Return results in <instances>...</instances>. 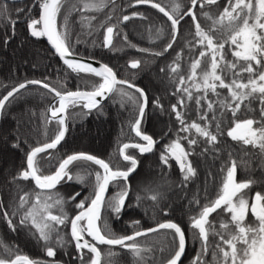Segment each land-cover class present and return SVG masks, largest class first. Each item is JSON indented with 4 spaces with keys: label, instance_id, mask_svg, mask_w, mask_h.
<instances>
[{
    "label": "trees",
    "instance_id": "1",
    "mask_svg": "<svg viewBox=\"0 0 264 264\" xmlns=\"http://www.w3.org/2000/svg\"><path fill=\"white\" fill-rule=\"evenodd\" d=\"M186 1L189 0H179V2H183L182 5L180 4L181 12L186 10L184 7L187 4ZM158 2L166 9H170L168 2L164 3L163 0H158ZM0 4L6 6V11L0 9V12H4L3 15H0V99L14 87L31 80L47 82L61 91L91 90L93 85L101 82V78L93 74L76 73L68 69L48 48L42 37L31 35L29 29L31 19H38L40 14L37 2L28 0L20 3H6L0 0ZM73 6L79 10H73ZM225 6H227V0H222L217 4L206 6V9L213 18H217ZM147 7V11H144L143 8L133 7L131 1L128 3L126 0H114L113 4V0H110L107 2V6L100 10H83L80 0H66L60 17H58V24L62 25L63 17L67 15L74 55L106 64L115 71L118 78L131 81L144 89L148 95V107L141 123V130L151 135L155 140L157 137H164L167 131H171L173 138H179L185 150L190 153L188 159L196 170L195 176L184 180L185 173L181 171L180 165L175 159H169L168 164L165 165L161 159H157V151L140 157L139 167L129 181L131 186L127 207L129 230L122 229L123 216L119 220L114 216V225L111 227L109 223L111 212L106 208L102 213V226L106 223L112 231L124 235L132 234L137 230V227L147 229L157 226L161 222H175L184 230L187 244L180 264H193L194 258L202 250V245L200 239L195 235L198 230L191 227L190 218L196 217L201 207L216 197L232 160L237 163V181H253L252 185L242 193L249 200V205L256 192L264 195V151L251 145H244L242 142L233 141L226 134L234 119L253 118L259 120L260 104L258 100H253L250 111L242 105L240 112L233 118L231 112L221 109L218 103L225 97L230 99L228 90L218 87L219 97L208 91L206 99L201 100L200 105H197L196 99L203 96L204 92L203 90L197 91L192 87L193 82L188 80L190 66L194 60H201L200 67L197 69V82H199V74L209 67L210 56L206 55L203 58L199 56L203 46L199 44L200 38L195 35L194 22L190 19L183 21L172 48L164 51L166 44L171 40L170 22L164 15L158 16L157 9L149 5ZM143 11L144 13H142ZM133 13H141L142 16H133ZM109 15L112 17L111 20L106 19ZM124 15L132 18L122 21ZM82 16L88 17L90 23L89 20H82ZM92 17L95 19H91ZM198 21L205 31L213 27L212 20L204 21L199 16ZM108 25H116L111 48L104 46L105 29ZM37 27L39 28V25ZM216 28L217 30L211 32L213 36L228 34L219 25ZM158 31L162 35L160 51L163 52V55L161 57L154 55L157 53ZM117 33L119 34L117 35ZM191 45L194 53L189 55ZM234 47L230 43L225 45L223 50L225 61L237 62L232 55ZM142 49L147 51H142ZM27 50L29 54H33H31V61L25 60L26 64L24 62L11 64L9 58L11 55ZM133 60L141 61L139 68L131 67ZM175 62L179 63V68L176 73H173L171 68ZM238 64L243 65L244 62L238 61ZM157 70L161 72L157 73ZM235 71H239V67ZM157 75L163 80L162 87L157 86L153 80V76ZM180 76L186 80L183 86L179 84ZM224 76L226 80H230L232 73L225 70ZM242 78L246 81L248 74L243 73ZM121 87L135 94V90L129 89L127 86ZM178 88L181 90L177 91ZM183 88H191V100H188ZM181 98L185 101L184 105L178 103ZM157 99L163 106L162 108L155 104ZM53 101L54 95L49 91L37 86L27 87L6 103L1 115L0 200L3 203L0 207L9 213V217L16 226L13 230L8 225L3 211H0V258L6 260H11L16 255L28 256L32 260H41L45 257L44 242L38 239L36 229L32 225L19 223L20 216L29 205H25V208L17 211L21 196L28 193L29 204H31L34 202L33 194L39 190L33 186L31 180L14 179V177L26 167V154L31 148L46 141L50 142L54 137L58 125L54 120L46 124V117H49L48 109ZM208 101L213 102L215 114L220 122V131L224 133L223 135L218 134L219 143L215 145L199 136L195 129H191L189 132L181 131L182 125L176 119V114L171 108V105H177L185 124L195 121L204 126L211 122V131L217 133L215 128L217 121H212L214 113L208 111ZM221 112H223L222 117L220 116ZM203 113H207V121L200 119ZM136 114L137 106L134 103L125 100L122 104L121 97L115 94L94 111L83 108L82 103L76 107H70L68 109L69 129L65 138L56 149L39 154L38 159L42 172L44 174L52 173L59 160L74 153L92 154L105 161H110L114 167L126 169L129 163L123 161L119 149L123 144L135 140L131 123L134 122ZM159 122L162 123L161 126L158 125ZM104 126H107L109 131L105 136L103 146L96 148L83 143L89 132ZM254 127H259V124ZM190 139H196L197 143L189 144L188 140ZM14 144L19 146L13 147ZM127 153L130 154L131 150H128ZM49 155L52 157L51 163L48 162ZM70 167L74 170V175L77 172L84 175L85 170L101 171L98 166L90 162H74ZM148 174L157 177L159 183L156 179L148 186L142 184L141 180ZM123 183V181L113 183L112 190L119 191L120 185ZM141 185H144L145 188L141 189ZM80 190H83V193L77 200L90 195L92 192L91 178L86 180L85 185L71 182L55 191L65 198L64 210L70 218L79 209L75 207L76 201H70L68 197ZM153 194L157 195L156 200L151 199ZM197 200L199 203H196ZM52 211L54 214H59L57 208ZM13 212L16 214L12 215ZM133 221H139V225H134ZM209 221L216 231L225 235L226 239L228 238L227 232L221 228L223 222L229 223L228 232L235 231L230 222V214L224 210L217 212ZM257 223L249 211L245 224L255 227ZM57 227L64 240L71 243L67 232L68 224L57 225ZM172 235V230L163 229L137 239V242L142 246L152 248L150 253L144 254V264H165L170 249L173 247ZM220 243L219 237L210 233L208 251L203 257L205 264H215V260L219 256L215 245ZM109 251H112L114 255L109 257ZM101 254V264H136L133 254L121 247L103 245Z\"/></svg>",
    "mask_w": 264,
    "mask_h": 264
},
{
    "label": "snow or ice",
    "instance_id": "2",
    "mask_svg": "<svg viewBox=\"0 0 264 264\" xmlns=\"http://www.w3.org/2000/svg\"><path fill=\"white\" fill-rule=\"evenodd\" d=\"M65 2L66 0H37L40 16L38 19H31L29 24L31 35L34 37H47L55 52L73 72L93 74L96 77H100L101 82L93 85L91 90L86 91H61L44 81L32 80L27 82L29 84H39L54 93L56 103L49 106L50 117H46V124L55 120L58 127L50 142L46 141L31 148L26 154V167L21 169L18 175L14 177V179L32 180L35 187L40 190L33 194L34 202L31 204H29L28 193L21 196L17 211L25 208V205L29 206L20 216L19 223L21 225L30 223L36 229L38 239L44 242L48 257L56 256V246L64 247L68 243L60 235L57 225H70V237L75 242V248L79 252V259L83 261L85 249L93 254L89 258L88 264H101L102 254L97 245L120 246L133 254L136 258V264H144V254L150 253L152 248L142 246L137 242V238L147 236L148 233L159 232L161 229L172 230L173 247L170 249L169 257L165 264H180L181 258L185 253L186 238L185 232L179 224L168 221L158 223L156 227L146 230H140L137 227V230L130 235L117 234L106 223L103 226L101 224L102 210H105V208L115 214L117 218L120 217L125 209L131 188L127 182L129 176L138 167V161L135 156L128 154L126 150L135 148L138 149L140 154L150 153L154 150L157 140L141 131V122L148 107V95L144 89L131 81L118 78L115 71L106 64L97 68L75 58H69L74 57V53L70 41L67 15L63 17V24H58V17H60ZM107 2L108 0H81L83 10H100L107 6ZM135 3L137 5H149L157 9L171 22V40L166 44L164 51L171 49L175 43L179 25L184 16L191 17L195 26V35L200 38L199 44L203 46L199 56L201 58L206 55L210 56L209 67L199 74V82H197V69L200 67L201 60H194L190 66L188 80L193 82L192 87L197 91L203 90L204 92V95L197 98L195 103L200 105L201 100L206 99L208 91L219 97L220 93L217 92V88L227 89L230 99L225 97L220 99L218 103L221 109L231 112L232 117L235 118L237 113L240 112L242 105L250 111L252 101L258 100L260 104V119H234L226 134L233 141L242 142L244 145H251L264 151V0H255V2L254 0H227V6L223 8L217 18H213L208 12H204L203 15L207 19L212 20L213 23V27L208 31L201 27L200 22L197 20L195 9L197 5L201 9L205 5H214L217 0H190V7L182 15L179 3L172 4L170 9H166L158 0H135ZM0 9L6 11V6L0 4ZM73 10L79 9L73 6ZM3 14L4 12H0V15ZM133 16H142V14L133 13ZM81 18L82 20H89L90 23L88 17L82 16ZM111 18L109 15L106 19L111 20ZM131 18L128 15H124L122 21H128ZM91 19H95V17ZM37 25H40V27L38 28ZM217 25L221 29L226 30L228 34L226 36H213L211 32L217 30ZM101 26L103 27V25ZM115 28L116 25H108L106 27L105 47H112ZM160 31H163V29H160ZM124 38L127 39V37ZM228 43L235 46L232 55L237 62L225 61L223 50ZM142 51L147 50L142 49ZM154 55H163V52L154 53ZM238 61H243L244 64L239 65ZM140 64V60L131 61L133 69L139 68ZM238 67L239 71H235ZM178 68L179 63L175 62L171 71L176 73ZM225 70L232 73L230 80L225 79ZM243 73L248 74L246 81L242 78ZM185 83V78L180 76L179 84L183 86ZM123 85H127L129 89H135V94L121 87ZM26 87L27 84L21 83L0 99V113L3 112L5 103L9 98L14 97L15 93ZM180 90V88L177 89V91ZM182 90L188 100H191V88H183ZM113 94L121 97L122 104L127 100L137 106L136 118L131 123V128L135 135L140 137L145 143H125L120 147L119 153L123 161L129 162V166L126 169H121L118 166L114 167L110 161H105L95 155L74 153L59 160L55 171L50 174H44L39 164V154L47 153L50 149H56L64 139L68 130L66 123L68 109L81 103L83 108L89 111L98 109L101 100L107 99ZM178 103L184 105L185 101L181 98ZM155 104L161 108L163 107L159 104L158 99ZM171 108L176 114V119L182 125L181 131L189 132L191 129H195V132L199 136L206 138L208 143L213 145L219 143L218 134L223 135L224 133L220 131V122H218L212 101H208L207 109L214 113L212 121H217L215 123L217 133L211 131V122L204 126L195 121L185 124L183 115L178 110L177 105L173 104ZM220 116H223V112L220 113ZM200 119L207 121V113H203ZM256 124H259V127H254ZM188 143L195 145L197 140L190 139ZM18 146V144L13 145V147ZM189 155L190 153L185 150L178 138L167 145L166 150L161 152L160 159L165 165L168 164L169 159H175L179 163L181 171L185 173L184 180H188L196 175V170L188 159ZM51 161L52 157L49 155L48 162L51 163ZM74 162H91L99 166L102 171L85 170L84 175L78 172L74 175V170L70 167ZM236 172L237 163L232 160L231 166L227 169L226 175L222 179L216 197L204 204L196 217L190 218L191 227L198 230L195 235L200 239L202 245V250L194 258L193 264H205L203 257L208 251L210 233L213 236H218L221 241L220 244L215 245L219 252L215 264H264V195L256 192L250 206L249 200L242 193L252 185L253 181L238 182L236 180ZM89 178H91L92 192L88 197L77 200V197L81 195L79 191L68 197V200L76 201L75 207L80 210L70 218L64 210L65 198L59 192L53 193L52 190L56 189L61 182H76L85 185L86 180ZM117 181H123L124 183L120 185V190L109 197L106 202L109 185ZM151 199L156 200L157 195L153 194ZM2 203V200H0V205ZM196 203H199V201L197 200ZM54 208L58 209L59 214L53 213L52 210ZM219 209H223L224 212L230 214V222L235 229L233 232H228L229 223L223 222L221 224V228L227 232V239L225 235L216 231L213 224L209 221V217ZM0 211H3L8 225L15 230L16 226L9 217V213L4 211L2 207H0ZM249 211L254 220L258 222L255 227L245 224ZM15 214L16 212L12 213V215ZM133 224L138 226L139 221H133ZM86 237H91L93 242H90ZM238 245L240 246L238 247ZM160 250L162 251L163 249ZM113 255L112 251L108 252L109 257ZM0 264H42V262L32 260L28 256L16 255L11 260L0 258Z\"/></svg>",
    "mask_w": 264,
    "mask_h": 264
},
{
    "label": "flooded vegetation",
    "instance_id": "3",
    "mask_svg": "<svg viewBox=\"0 0 264 264\" xmlns=\"http://www.w3.org/2000/svg\"><path fill=\"white\" fill-rule=\"evenodd\" d=\"M25 1H28V0H25ZM35 2H37V0H34ZM108 1H110V0H108ZM128 3L131 1V5H133V7L134 6H136V7H138V8H143V10L144 11H147L146 9L148 8L147 7V5H137L136 3H135V0H126ZM21 2H23V1H21ZM163 2L164 3H169V5L171 6L172 4H174V3H179V4H183V2H179V0H163ZM17 3H20V2H17ZM186 6H184V7H186V10L185 11H187V9L190 7V0L189 1H186ZM219 3V2H218ZM217 4V3H216ZM162 5V4H161ZM206 6H208V5H205V9L203 8V9H201L200 7H199V5H197V7H196V9H195V13H196V17H197V20H198V18H199V16L204 20V21H206L207 20V18L203 15V13L204 12H208L209 13V11L206 9ZM200 10H203L202 12L200 11ZM144 11L142 12V13H144ZM157 12H159V11H157ZM183 14V11L181 12V15ZM161 15H163L162 13H160L159 12V15L158 16H161ZM39 16H40V14H39ZM187 19H190V20H192L191 19V17L190 16H184V18H183V20L181 21V23L183 22V21H185V20H187ZM193 21V20H192ZM31 23V22H30ZM181 23H180V25H181ZM180 25H179V27H180ZM39 27H40V25H39ZM30 29V28H29ZM31 30V29H30ZM105 34H106V32H105ZM162 37V35H161V33L158 31L157 32V53L158 52H162V51H160V46H161V42H160V38ZM190 38H191V35H190ZM42 39H43V37H42ZM44 40V39H43ZM46 43V42H45ZM48 46V45H47ZM49 48V47H48ZM169 50V49H168ZM167 50V51H168ZM192 53H194L193 52V49H192V45H191V47H190V51L188 52V54L189 55H191ZM77 56V55H76ZM162 55H157V57H161ZM80 57V56H79ZM161 71H159L158 72V70H157V73H160ZM142 123V122H141ZM142 131V130H141ZM134 132V131H133ZM143 132V131H142ZM145 133V132H144ZM145 134H147V133H145ZM149 135V134H148ZM134 136H135V140L134 141H132V142H130V143H128V144H133V143H145L144 141H142L141 140V138L140 137H137L136 135H135V133H134ZM157 143H156V145H155V148H154V150L152 151V152H156L157 151V159H159L160 160V154H161V152H163V151H165L166 150V147H167V145L168 144H170V143H172L174 140H176V138H173V134H171V131H167L165 134H164V137H157ZM128 150H131V153H130V155H133V156H135V158L137 159V161H138V167H139V160H140V157H142V156H144V155H148V154H150V153H152V152H150V153H144V154H140L139 153V151H138V149H135V148H129V149H127L126 150V152H128ZM121 156V155H120ZM122 158V157H121ZM127 162V161H126ZM129 163V162H128ZM138 167H137V169H138ZM137 169H136V171H137ZM136 171L131 175V176H129V179H128V182L127 183H129L130 184V179L132 178V176L136 173ZM31 182H32V184H33V181L31 180ZM71 182H69V183H64V182H61V184L60 185H57V188L56 189H54V190H52L53 192H55L56 190H58L59 189V187H62V186H65V185H67V184H70ZM112 185V184H111ZM111 185H110V188H109V192H108V195H107V197H106V201H107V199L109 198V197H111L112 195H114L116 192H118V190L117 191H114V190H112L113 188H111ZM34 186V185H33ZM38 190V189H37ZM40 191V190H39ZM80 193H81V195L79 196V197H81L82 196V193H83V190H80L79 191ZM129 194H130V192H129ZM79 197H77V199L79 198ZM254 199V198H253ZM253 199H252V201H251V203L253 202ZM128 200H129V196H128V199L126 200V206H125V209L122 211V213H121V215H120V217L119 218H117L118 220L123 216V219H122V229L123 230H125V231H128L129 230V221H128V212H129V210L127 209V207H128ZM250 206H251V204H250ZM223 210V209H222ZM80 211V210H79ZM78 211V212H79ZM103 211L104 210H102V213H103ZM78 212H76V213H78ZM114 216H115V214H113V213H111V217L109 216V223H110V225H111V227H113V223H114ZM116 217V216H115ZM210 220V219H209ZM29 225H31L30 223H29ZM155 227V226H154ZM152 228V227H151ZM147 229H149V228H147ZM140 230H146V229H140ZM68 235H69V237H70V225H68ZM124 235H130V234H124ZM70 239H71V237H70ZM86 239H88L90 242H93V241H91V237H86ZM66 241V240H65ZM187 245V244H186ZM99 248H100V251H101V247L103 246V245H97ZM105 246V245H104ZM58 247V248H57ZM56 248L57 249H59L58 250V252H57V249H56V256L55 257H48L47 256V254H46V252H45V257H44V259H41V260H39V261H41L42 262V264H87V262L89 261V258L93 255V254H91V253H89L88 252V250H84V257H83V261H81V259H79V252H78V250L75 248V243H74V241H72L71 240V243H66L65 244V246L64 247H59V246H57ZM107 247H113V246H107ZM117 247H120V246H117ZM122 249H124V248H122ZM127 250V249H126ZM102 256V255H101ZM102 263V262H101Z\"/></svg>",
    "mask_w": 264,
    "mask_h": 264
},
{
    "label": "rangeland",
    "instance_id": "4",
    "mask_svg": "<svg viewBox=\"0 0 264 264\" xmlns=\"http://www.w3.org/2000/svg\"><path fill=\"white\" fill-rule=\"evenodd\" d=\"M81 1V0H80ZM29 50H32L31 48H28ZM15 53V52H14ZM32 53L29 54V51H18L15 53V55H11L9 58H10V61L12 62L11 64H19L20 62L24 64H26L27 62L26 61H31L32 59V56H31ZM33 55V54H32ZM1 57V56H0ZM25 58V59H24ZM153 80L157 83V86L159 85L160 87H162V79L157 75V76H153ZM159 126L162 125L161 122L158 123ZM109 131V128L107 126H104L102 128H98L92 132H89L88 133V136L85 137V139L83 140V143H86V144H90L96 148H99L101 146H103V144L105 143V136L107 135ZM157 179V183H159V179L153 175H147L145 176L142 180H141V183L142 184H145V186H148L149 183L151 182H155ZM144 185H141L140 188L143 189V187L145 188ZM176 201V200H175Z\"/></svg>",
    "mask_w": 264,
    "mask_h": 264
},
{
    "label": "water",
    "instance_id": "5",
    "mask_svg": "<svg viewBox=\"0 0 264 264\" xmlns=\"http://www.w3.org/2000/svg\"><path fill=\"white\" fill-rule=\"evenodd\" d=\"M1 1H3V2H6V3H17V2H21V1H25V0H1ZM220 1H222V0H217V3L218 2H220ZM166 18V17H165ZM167 19V18H166ZM182 21V20H181ZM170 22V21H169ZM171 23V22H170ZM43 39H44V41L46 42V44L48 45V47H49V49L53 52V54H55V56H57L58 58H59V60L67 67V65L64 63V61H63V59L55 52V49L52 47V45H51V43L48 41V39H47V37H43ZM70 59L71 58H75L76 60H80V61H82V62H84V63H88V64H91V65H93L94 67H97V68H99L101 65H104L103 63H101V62H99V61H96V60H92V59H89V58H83V57H79V56H75L74 55V57H69ZM68 68V67H67ZM69 69V68H68ZM32 81V80H31ZM28 82V81H27ZM27 82H24L25 84H27V87H31V86H37V87H41V88H43L41 85H39V84H29V83H27ZM123 86H127V85H123ZM18 87V86H17ZM26 87V88H27ZM26 88H24V89H26ZM43 89H45V88H43ZM23 89H21L20 91H22ZM45 90H47V91H49L48 89H45ZM133 90H135V89H133ZM19 91V92H20ZM50 92V91H49ZM18 93V92H17ZM17 93H15V95L17 94ZM51 93V92H50ZM53 95H54V93H52ZM14 95V96H15ZM112 97V95L111 96H109L107 99H102L101 100V103H100V106H102L103 104H105L110 98ZM12 97H10L9 98V100L11 99ZM99 99V98H98ZM8 100V101H9ZM7 101V102H8ZM6 102V103H7ZM6 103H5V105H6ZM53 104L54 103H56V100L54 99V101L52 102ZM99 106V107H100ZM88 110V109H87ZM94 110H96V109H92L91 111H94ZM89 111V110H88ZM1 115H2V113H0V119H1ZM48 116L50 117V112L48 111ZM55 121V120H54ZM66 123H67V125H68V129H69V119H68V117H67V120H66ZM67 132H68V130H67ZM67 132H66V134H67ZM135 133V132H134ZM66 134H65V136H66ZM65 138V137H64ZM230 138V137H229ZM63 141V140H62ZM61 141V142H62ZM61 144V143H60ZM59 144V145H60ZM58 145V146H59ZM57 146V147H58ZM122 157V156H121ZM91 163V162H90ZM93 164V163H92ZM95 165V164H94ZM97 166V165H96ZM99 167V166H98ZM102 171V170H101ZM133 174V173H132ZM131 174V175H132ZM130 175V176H131ZM236 180H237V175H236ZM33 185H34V182H33ZM111 185V184H110ZM110 185H109V188H110ZM34 187H35V185H34ZM36 188V187H35ZM36 189H38V188H36ZM39 190V189H38ZM108 192H109V189H108ZM107 195H108V193L106 194V197H107ZM221 209H219V210H217V212H219ZM216 212V213H217ZM216 213H213L210 217H209V219L213 216V215H215ZM168 222V221H167ZM156 227V226H155ZM152 228H154V227H152ZM161 230H163V229H161ZM160 231V230H159ZM155 233V232H154ZM149 234H152V233H148V235ZM141 237H143V236H141ZM138 238H140V237H138ZM137 238V239H138ZM75 243V242H74ZM105 246H108V245H105ZM113 247H117V246H113ZM185 249H186V247H185ZM182 258H183V256H182ZM182 258H181V260H182ZM101 262H102V256H101Z\"/></svg>",
    "mask_w": 264,
    "mask_h": 264
}]
</instances>
